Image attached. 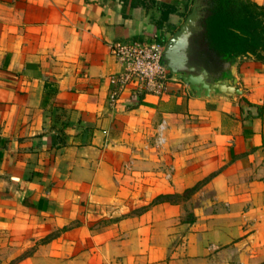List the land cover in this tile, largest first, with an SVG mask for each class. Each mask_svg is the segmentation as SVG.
Here are the masks:
<instances>
[{
    "label": "crops",
    "instance_id": "crops-1",
    "mask_svg": "<svg viewBox=\"0 0 264 264\" xmlns=\"http://www.w3.org/2000/svg\"><path fill=\"white\" fill-rule=\"evenodd\" d=\"M244 1L264 10V0ZM193 4L0 0V229L13 244L0 260L264 264V51L239 56L238 98L196 97L181 81L163 95L129 87L111 97L119 91L112 76L122 69L113 46L166 45ZM160 128L169 144L176 135L198 133L203 150L193 172L184 156L167 157L172 176L152 179L142 190L134 176L140 172L126 166L162 163L154 144ZM207 176L222 210L188 221L182 235L176 230L181 211L170 202L114 222L107 234L80 222L84 209L128 212ZM56 230L26 252L25 244Z\"/></svg>",
    "mask_w": 264,
    "mask_h": 264
},
{
    "label": "rangeland",
    "instance_id": "rangeland-1",
    "mask_svg": "<svg viewBox=\"0 0 264 264\" xmlns=\"http://www.w3.org/2000/svg\"><path fill=\"white\" fill-rule=\"evenodd\" d=\"M156 137L157 139L154 143L158 144L157 146H155L156 152L160 155L161 158H163L161 161L162 163H160L159 166L154 164V167L150 168L149 166H151V164L149 163L146 164V167L144 169L138 168L135 163H129L126 166L127 170L130 172H140L134 174V176L139 179L137 182L139 183V189L142 188V190L148 189L152 179L156 180L159 178V180L161 181L162 178L168 179L172 176L171 172H173L174 165L172 164V161L167 162V157L176 158V154H179L178 156L180 157L184 156V159L186 158L187 160L186 166L190 167L191 172H193L197 168L196 160L198 152L203 150L201 146L204 145V143H202V138H200V135L198 133H191L190 135L186 136L176 135L173 139L174 141L172 143L170 142L169 144V142L165 143L166 134L164 135L163 129L160 128L155 138ZM145 149L149 151L147 148ZM147 151H145L144 154H150V152ZM162 172L170 173L165 175ZM166 181L167 180L165 179V182ZM188 181L191 184L194 179ZM209 181L210 176H207L197 181L196 183H193L190 187L184 189L182 192L158 194L156 195V197L152 198L151 201L149 199L148 201L143 203V205L137 207L134 210H128V212H116L115 214H113L111 208L104 207V205L91 207L88 208V210L84 209V221L82 218L80 222L86 223L89 221L91 222L92 231H95V233L97 234H107L109 228L114 222L122 218L130 217L133 214L142 213L146 211V209H149L150 206L155 203L170 202L181 211L180 220L178 225L176 226V230H178V234L182 235L184 233H187L188 231V225L186 224L188 223V221L190 222V220L192 219L195 220L202 213H211L212 211H216L218 213L217 210L221 209L217 202H215L214 190L208 185ZM58 232L59 231L56 230L54 232H51L49 235H46V237L40 238L36 241L34 239L32 243L25 244L26 246H29L26 252H34L39 244L44 243V240H48L50 237H53ZM20 245V243H15L14 247L18 248ZM12 246L13 244L10 243V240L6 236L5 230L0 229V252H5L7 250V247ZM22 256L23 255H20L19 257L14 258L13 260L3 259L0 260V262H3L4 264H17L19 263V261H21ZM35 263L41 264L38 262Z\"/></svg>",
    "mask_w": 264,
    "mask_h": 264
},
{
    "label": "water",
    "instance_id": "water-1",
    "mask_svg": "<svg viewBox=\"0 0 264 264\" xmlns=\"http://www.w3.org/2000/svg\"><path fill=\"white\" fill-rule=\"evenodd\" d=\"M209 7L208 0H194L183 24L167 41L162 63L172 78L184 82L196 97L221 92L238 98L243 93L236 76V62L241 54L221 51L209 44L205 27Z\"/></svg>",
    "mask_w": 264,
    "mask_h": 264
},
{
    "label": "trees",
    "instance_id": "trees-1",
    "mask_svg": "<svg viewBox=\"0 0 264 264\" xmlns=\"http://www.w3.org/2000/svg\"><path fill=\"white\" fill-rule=\"evenodd\" d=\"M263 15L262 7L249 2L235 3V10L230 15L212 8L205 20L209 44L231 54L261 56L264 51ZM166 17L164 11L163 20Z\"/></svg>",
    "mask_w": 264,
    "mask_h": 264
},
{
    "label": "built area",
    "instance_id": "built-area-1",
    "mask_svg": "<svg viewBox=\"0 0 264 264\" xmlns=\"http://www.w3.org/2000/svg\"><path fill=\"white\" fill-rule=\"evenodd\" d=\"M165 44L160 41L119 42L113 46V54L122 66L120 72L112 76L119 91H114L112 100H116L120 91L127 88L141 90L157 95L171 91L175 80L162 63Z\"/></svg>",
    "mask_w": 264,
    "mask_h": 264
},
{
    "label": "flooded vegetation",
    "instance_id": "flooded-vegetation-1",
    "mask_svg": "<svg viewBox=\"0 0 264 264\" xmlns=\"http://www.w3.org/2000/svg\"><path fill=\"white\" fill-rule=\"evenodd\" d=\"M245 2L244 0H208L210 10L212 8L223 11L230 15L235 10V3ZM208 9V11H210Z\"/></svg>",
    "mask_w": 264,
    "mask_h": 264
}]
</instances>
